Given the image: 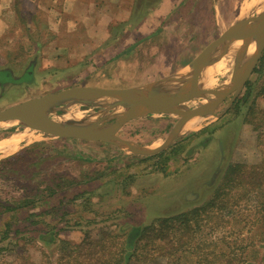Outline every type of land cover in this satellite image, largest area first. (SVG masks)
Listing matches in <instances>:
<instances>
[{
	"label": "rangeland",
	"instance_id": "1",
	"mask_svg": "<svg viewBox=\"0 0 264 264\" xmlns=\"http://www.w3.org/2000/svg\"><path fill=\"white\" fill-rule=\"evenodd\" d=\"M138 5L140 18L122 24L120 31L112 33L102 45H110L112 49L91 52L55 49L54 44H62L50 43L55 24L47 23L46 14L33 10L29 3L19 2L13 5L16 9L2 12L0 110L73 86H140L172 76L237 20L248 19L257 12L251 0H177L171 12L162 20L159 17L149 31L134 32L155 0ZM103 54L110 56L105 62ZM216 67L213 63L201 73L200 85L202 76H208L203 88L221 87L229 81L233 63L229 60L223 70L214 72ZM2 70L11 71L14 81L4 79ZM246 90L249 94L243 97ZM230 97L217 106L216 114L224 110ZM203 100L202 96H192L183 106L191 109ZM71 109L86 117L103 110L91 103H63L49 114L66 117ZM201 118L195 126L183 125L178 136L163 150L140 156L108 142L56 137L1 123L0 141L21 131L24 133L21 135L29 137L16 142L9 151L0 150V229L6 221L12 229H19L0 240V264H15L17 253L36 263H53L54 247L39 243L36 236L40 219L42 222L54 219L49 213L42 217H30V213L45 210L55 214L62 238L77 241L86 228H91L96 236L101 228L107 227H122L120 235L124 237L132 227L144 225L157 216L188 211L207 202L221 185L228 164L262 162L264 49L225 112L219 117ZM177 119L174 114L145 116L126 122L116 134L154 147L163 141ZM23 142L27 143L19 148ZM133 165L136 170L127 172ZM228 191L225 208L204 213L201 232L191 241L188 256L216 253L227 243L233 247L225 246V251L245 258L244 264H263L260 258L264 256V185L250 190L241 185ZM76 193L82 196L73 198ZM211 241L217 247L209 244ZM205 242L207 245H202ZM166 262L160 257L150 264Z\"/></svg>",
	"mask_w": 264,
	"mask_h": 264
},
{
	"label": "water",
	"instance_id": "2",
	"mask_svg": "<svg viewBox=\"0 0 264 264\" xmlns=\"http://www.w3.org/2000/svg\"><path fill=\"white\" fill-rule=\"evenodd\" d=\"M251 25L245 29V26ZM264 49V0L257 6L255 15L237 20L217 39L201 49L180 71L172 76L140 86L98 87L73 86L54 93L22 100L0 110V124L18 125L56 137L98 140L112 143L141 155H152L166 148L179 134L184 123L194 117H219L230 106L256 66ZM221 58L233 63L228 82L217 88H203L199 83L204 69ZM168 80V86L156 90L152 86ZM231 95L221 113L215 109ZM202 96L203 101L187 109L184 101ZM111 100V103H106ZM121 104L118 105L117 103ZM91 103L112 113L110 121L95 126H80L49 113L59 104ZM174 114L178 116L163 141L154 147L137 144L116 134L126 122L137 118Z\"/></svg>",
	"mask_w": 264,
	"mask_h": 264
},
{
	"label": "trees",
	"instance_id": "3",
	"mask_svg": "<svg viewBox=\"0 0 264 264\" xmlns=\"http://www.w3.org/2000/svg\"><path fill=\"white\" fill-rule=\"evenodd\" d=\"M153 35V34H152ZM151 36V35H149ZM246 90L243 97L247 96ZM12 154V155H16ZM221 185L216 187L212 197L207 202L188 211L175 214L162 215L153 218L144 225L132 227L122 237L118 228H101L94 235L88 228L83 230L77 241L59 236L60 228L57 227L58 219L50 211L30 213L31 216L42 217L49 213V222L40 219L36 240L44 246H53L55 257L51 264H150L157 258L163 257L166 264H244V259L234 255L231 251H225L224 243L220 251H209L201 257H189L190 243L201 232L202 220L206 211L221 210L228 202L229 189L235 186L260 188L264 185V159L262 162L252 165L228 164L222 175ZM55 190H52V194ZM255 193H258L257 190ZM74 197L82 196L81 193ZM8 207L5 210H9ZM10 232L18 233L19 229H12L9 221H6L0 229V240L8 238ZM207 243H202V245ZM209 244L216 246L215 241ZM229 244V243H228ZM206 247V246H205ZM199 248V241L194 247ZM264 264V256L260 258ZM15 264H43L23 259L19 253L15 254ZM171 261V262H170Z\"/></svg>",
	"mask_w": 264,
	"mask_h": 264
},
{
	"label": "crops",
	"instance_id": "4",
	"mask_svg": "<svg viewBox=\"0 0 264 264\" xmlns=\"http://www.w3.org/2000/svg\"><path fill=\"white\" fill-rule=\"evenodd\" d=\"M145 1L147 0H0V16H2V12H9L12 8L16 9L13 6L16 3H29L33 10L38 9L46 14L47 23L55 24L54 35L49 37L50 43L52 41L62 42L60 45L54 44L55 49L86 50L91 52L95 49H112L110 45L105 47H102V45L110 40L112 33L120 31L119 27L122 24L125 26L127 23L130 24L140 18L138 4L140 2L145 3ZM176 3L177 0H155V5L148 10L149 12L144 15L143 20H139L141 22L137 24L136 29L133 31H149L150 26L153 23L156 24L155 22L159 17H161V20L165 18ZM28 17L31 18L33 15ZM112 27H117L118 30L112 29ZM71 54L70 56L73 58L74 56ZM102 56L104 62L110 58V56L104 57V54ZM2 72V75L6 73L13 77L11 71L9 73L6 70H2ZM21 134L24 133H16L18 137L16 135H12V137L16 136L18 143L24 141V137H29L28 134L23 136ZM19 135L22 136V139L19 138ZM6 139L3 138L0 142ZM26 143L23 142L19 148H22ZM10 154L12 153L7 155ZM134 155L140 156L139 154ZM136 168V165L130 166L127 172H132Z\"/></svg>",
	"mask_w": 264,
	"mask_h": 264
},
{
	"label": "bare ground",
	"instance_id": "5",
	"mask_svg": "<svg viewBox=\"0 0 264 264\" xmlns=\"http://www.w3.org/2000/svg\"><path fill=\"white\" fill-rule=\"evenodd\" d=\"M261 1L262 0H251V2L254 3L256 6H258L261 3ZM250 27H251V25H248V26H245L244 28L248 29ZM226 62H229V60H226V58H221L220 60L215 62L214 64L217 67L214 69V72H218V71L223 70L225 68ZM230 62H231V60H230ZM207 77H208L207 75L202 76L201 85H204V80H206ZM168 83H169V81L166 79L164 81H161V82L153 85L152 87L155 88L156 90L164 89L168 86ZM209 83H211V80H209ZM111 102H112L111 100H106V103H111ZM117 104L120 105L121 103L118 102ZM111 115H112V113H108V112L101 110V111H98V112L86 117V116L80 114L79 112L71 109L70 111H68L66 113V117H62V119L66 120V121L74 122L80 126L83 125V126L91 127V126H95L97 124L102 123L103 121L107 120ZM201 117L202 116H198V117H194V118L187 120V122L184 124V127L195 126L197 123H199L202 120ZM17 140L18 139L16 136L15 137L11 136V137L7 138L5 141L0 142V150H2V151L11 150L12 148L15 147L16 142H18Z\"/></svg>",
	"mask_w": 264,
	"mask_h": 264
},
{
	"label": "flooded vegetation",
	"instance_id": "6",
	"mask_svg": "<svg viewBox=\"0 0 264 264\" xmlns=\"http://www.w3.org/2000/svg\"><path fill=\"white\" fill-rule=\"evenodd\" d=\"M4 79H6L8 82L14 81L12 77H10L8 74L4 73Z\"/></svg>",
	"mask_w": 264,
	"mask_h": 264
}]
</instances>
